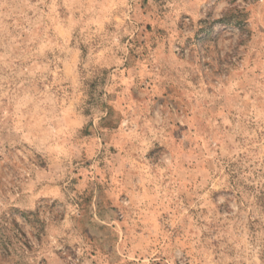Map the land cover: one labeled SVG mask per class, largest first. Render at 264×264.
Segmentation results:
<instances>
[{"label": "rangeland", "instance_id": "obj_1", "mask_svg": "<svg viewBox=\"0 0 264 264\" xmlns=\"http://www.w3.org/2000/svg\"><path fill=\"white\" fill-rule=\"evenodd\" d=\"M0 264H264V0H0Z\"/></svg>", "mask_w": 264, "mask_h": 264}]
</instances>
